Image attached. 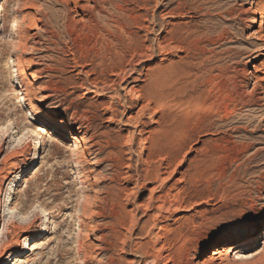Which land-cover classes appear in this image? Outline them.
<instances>
[{
  "label": "rangeland",
  "instance_id": "374dc122",
  "mask_svg": "<svg viewBox=\"0 0 264 264\" xmlns=\"http://www.w3.org/2000/svg\"><path fill=\"white\" fill-rule=\"evenodd\" d=\"M22 2L0 0V258L264 264V0ZM37 124L60 138L32 157ZM242 220L258 246L224 233Z\"/></svg>",
  "mask_w": 264,
  "mask_h": 264
},
{
  "label": "bare ground",
  "instance_id": "6f19581e",
  "mask_svg": "<svg viewBox=\"0 0 264 264\" xmlns=\"http://www.w3.org/2000/svg\"><path fill=\"white\" fill-rule=\"evenodd\" d=\"M25 0H23V2H24ZM21 2V0H15V5L16 6H19V7H21L20 5H19V3ZM22 2V3H23ZM26 4V3H25ZM22 5H24V4H22ZM27 5V4H26ZM23 7H25V6H23ZM31 7H33V5L31 6ZM27 8V7H26ZM24 18V17H23ZM22 18V19H23ZM23 21V20H22ZM40 21V20H39ZM253 22V21H252ZM15 23V22H14ZM21 23V22H20ZM253 23H256V24H258L259 25V30L262 32V30H263V28H264V16H261V18H260V21L258 22L257 20L256 21H254ZM19 24V23H18ZM22 24H24L23 22H22ZM18 25H16V24H11V29L13 30V28L15 29L16 27H17ZM25 27H26V25H25ZM18 28H21L20 27V24H19V26H18ZM19 32H20V30L19 29H17ZM13 32V31H12ZM11 32V33H12ZM16 32V31H15ZM14 33V32H13ZM21 34V33H20ZM261 34V33H260ZM16 35V34H15ZM27 36V35H26ZM34 36V35H33ZM32 36V37H33ZM17 37V36H16ZM30 37V36H29ZM25 38V37H24ZM27 38V37H26ZM12 39H14L13 37H12ZM28 39V38H27ZM17 40V39H16ZM22 40V39H21ZM20 40V41H21ZM25 40V39H24ZM15 41V40H14ZM19 41V40H18ZM26 42V41H25ZM19 43V42H18ZM21 43V42H20ZM19 43V44H20ZM19 44H17L18 46H19ZM21 46V45H20ZM23 46V45H22ZM23 47H25V44H24V46ZM25 49V48H24ZM18 50H20L19 48H18ZM21 51H22V49H21ZM23 52V51H22ZM22 52H20V53H22ZM19 53V54H20ZM24 54V53H23ZM19 56V55H18ZM17 56V57H18ZM21 57H22V54H21ZM21 57H20V59H21ZM17 60V59H16ZM13 62V61H12ZM17 62V61H16ZM18 62H19V60H18ZM21 62V61H20ZM14 63H15V61H14ZM17 65V64H16ZM22 66V65H21ZM16 71H17V69H16ZM18 74V73H17ZM21 76V75H20ZM22 77H23V74H22ZM262 79V78H261ZM15 80H17V79H15ZM26 81H24L23 83H21V84H23V85H26L28 82H27V79H25ZM19 81V80H18ZM261 81V80H260ZM21 82V81H20ZM263 83H264V79H263ZM18 84H20V83H18ZM263 89H264V87H263ZM262 90V89H261ZM22 91V90H21ZM21 93V92H20ZM33 111H35V112H38L39 111V109L38 108H34L33 109ZM29 118L30 119H32V120H34V117H33V115H31V114H29ZM43 118H44V120L45 121H52L53 119H51V117L50 116H43ZM54 124H56V125H59V124H61V121H58V120H56V119H54L53 121H52ZM33 137H34V139H33V144H32V148L30 149V151H32V152H34V154H33V156L32 157H35L37 154H35L38 150H39V147L42 145V141L44 140V138H52V139H57V138H60V136L56 133V131L55 130H53V129H47V128H45V127H43L41 124H37L36 125V127H35V131L33 132ZM1 150V149H0ZM76 155V154H75ZM5 157V156H4ZM6 163H7V161H6ZM0 165H2V162H0ZM21 172V171H20ZM13 174V173H12ZM9 175H11L10 173H9ZM15 177L13 178L14 180H13V182L8 186V191L6 192L7 193V199H8V203L9 204H12L13 203V201H14V198L11 196V194L13 195L14 193H15V190H16V183H17V181H16V179H17V175H14ZM9 211H13L12 209H8ZM45 213V212H44ZM224 233H229L230 234V232H228V231H225ZM264 234V233H263ZM262 234V235H263ZM34 235H36L35 234V232H34ZM262 235H261V237H262ZM24 238H26V239H24ZM23 238V240H24V242H26L27 241V239H28V241H31V240H33V236L32 235H28V236H26V237H24ZM22 240V241H23ZM27 243V242H26ZM247 245V244H246ZM30 247V245H28V248ZM243 247H245V245L244 246H235V247H233L232 248V250H233V253H234V255H239V252H240V250L243 248ZM13 249V248H12ZM23 249V248H22ZM30 251V250H29ZM18 252V251H17ZM17 252L13 249V250H10V251H6V253L0 258V264H7V262L11 259V257H13V256H16L17 255ZM243 257V256H242ZM239 258V257H238Z\"/></svg>",
  "mask_w": 264,
  "mask_h": 264
},
{
  "label": "snow or ice",
  "instance_id": "6c2138e0",
  "mask_svg": "<svg viewBox=\"0 0 264 264\" xmlns=\"http://www.w3.org/2000/svg\"><path fill=\"white\" fill-rule=\"evenodd\" d=\"M4 129L0 128V132H3ZM225 231H231L234 232L240 239H248L249 242H254L259 244V240H253L252 239V225L247 220L239 221L235 224H231L227 226V229Z\"/></svg>",
  "mask_w": 264,
  "mask_h": 264
}]
</instances>
